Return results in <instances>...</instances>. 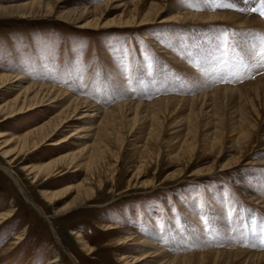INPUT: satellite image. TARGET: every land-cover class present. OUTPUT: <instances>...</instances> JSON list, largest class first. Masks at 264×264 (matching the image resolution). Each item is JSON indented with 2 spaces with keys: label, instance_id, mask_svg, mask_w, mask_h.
I'll list each match as a JSON object with an SVG mask.
<instances>
[{
  "label": "rangeland",
  "instance_id": "obj_1",
  "mask_svg": "<svg viewBox=\"0 0 264 264\" xmlns=\"http://www.w3.org/2000/svg\"><path fill=\"white\" fill-rule=\"evenodd\" d=\"M109 1L59 0L52 5L54 11L46 14V0H0V7L26 6L22 14L0 16V73H25L38 83L46 79L47 84L69 94L77 92L78 98L94 102L103 110L118 100L129 101L132 94H136L134 99L145 102H154L164 93L166 98H188L202 90L212 94L219 86L243 87L264 77V29L259 27L242 29L222 22L169 21L170 9L161 20L146 26L91 30L80 28L77 21L75 24L61 18L63 12L98 7ZM171 2L176 9L184 7L195 13L245 12L264 20V0ZM178 9L177 14L181 12ZM121 14V8L109 6L104 22L118 19ZM209 68L213 76L207 74ZM121 83L128 87L130 95L116 98V88ZM10 87L2 90L1 106L18 94L15 87ZM144 88L155 93L149 96ZM237 97L226 104L228 112L243 108ZM54 106H43L7 121L0 116V216L11 214L0 224V264H53L56 259L54 264H140L121 261V256L133 259L140 251L130 245L114 246L113 240L139 233L149 238L153 230L159 234L152 241H161L162 247L177 258L216 251L264 252V203L257 200H264V146L258 138L251 148L257 146L242 164L228 171L217 167L210 174L198 176L213 165L214 156L205 151L206 146L188 166L183 159L176 161L175 152L164 146L159 157L156 150L147 155L140 149L143 142L137 138L144 140L140 128L151 125L152 113H142L134 136H127L128 127L124 131L126 145L113 146L108 170L102 166L93 172L89 184L95 191L93 197L64 214L61 210L77 196V186L89 176L84 167L77 172L70 169L68 160L78 155V161L86 163L89 154L82 142L91 144L94 138L81 141L74 137L57 146L44 144L37 151L9 158L4 155L5 151L19 148V141L26 134L56 117L59 108ZM255 110L260 111V106L255 104ZM176 112L166 115L165 140L175 137L176 121L188 118L186 106ZM130 117L131 120L133 116ZM77 122L81 121H72L75 126ZM257 122L261 136L264 113ZM63 134L56 138L61 140L69 132ZM168 152L172 155L167 156ZM185 153L183 157L189 154ZM112 154H118V158ZM233 156L228 152L222 159ZM59 160L52 177L41 175L35 179L33 168ZM144 164L146 168L140 174L138 168ZM44 191L63 195L50 201ZM109 224L123 229L110 236L103 228ZM78 233L95 250L93 253L83 250ZM176 245L189 246L190 250L176 252ZM194 259L195 264H205L213 258ZM218 261L215 263L220 264Z\"/></svg>",
  "mask_w": 264,
  "mask_h": 264
},
{
  "label": "bare ground",
  "instance_id": "obj_2",
  "mask_svg": "<svg viewBox=\"0 0 264 264\" xmlns=\"http://www.w3.org/2000/svg\"><path fill=\"white\" fill-rule=\"evenodd\" d=\"M58 1L59 0H46V7L43 9L46 10V14L54 11L52 5ZM112 5H116L117 9L121 8L122 14L118 16V19L116 18L112 21L104 22L106 10ZM39 7H42V3ZM181 8L183 10L177 8L178 10H181V12H178L179 14H177L175 4L171 2V0H159V2L153 1L149 4L146 0H111L98 7L87 6L77 8L74 11L67 13L63 12L61 13V18H65V22H69L71 20L75 21V24L79 23L80 28L91 30L116 26H146L161 20L165 11L170 9L169 15L172 16H169L167 19L169 21L191 23L222 22L240 27L242 29L247 27H259L264 29V20L250 13L245 14L244 12L241 14L224 12L218 14H205L188 11L184 7ZM25 11L26 6L0 7V16L22 14ZM183 63L184 62H182V64ZM184 67L188 68L189 66L184 65ZM210 68L212 69V66H210ZM210 68L207 74L209 73L213 76L214 72L211 70L213 72L211 73ZM41 80L42 81H40V83L34 82V77H27L25 73H18L17 75L0 73V95L3 93L2 90L9 86L15 87L13 89L18 91V94L13 99L11 98V100H8L3 106L0 105V116L4 117V121L31 111H35L36 109L47 105L54 104V107L59 108V110L57 109L58 114L56 117L47 122L45 125L26 134L20 139L19 148H15L13 151H5L4 155L9 158L24 152L37 151L42 148L44 144H47L48 146H57L63 142H69L74 137H77V139L81 141L94 138V142L91 144L82 142L85 143L84 150H88L89 154L86 163L82 164L79 162L78 155H74L71 160H68L70 161V169L77 172L84 167L88 171L89 176L87 175L85 180L77 186V196H75L72 201L61 210L64 214H67L72 209L83 205L87 200L93 197L95 191L93 187L89 185L92 181L91 177H93V172H96L102 166H105L108 170V166H110L108 156L109 154L114 153L113 146L123 145L126 142L125 137L134 136L133 133L137 132V129L135 130L136 122L142 113H152L150 114L152 122L151 125L140 128V130H143L144 140L141 139V137L140 139L137 138L138 142H143L140 146L142 152L147 155H151L156 150L158 151L157 157H159L164 146L165 149H168L167 151L171 150L175 152L176 155L174 157L176 161L183 159L185 160V164L188 166L194 162L197 152H199L201 148L204 149L203 147L206 146L207 149L205 148V151L214 156L213 165L211 168L207 169L205 174L202 173L198 176L210 174L217 167H220L221 171H228L242 164L246 156L251 154L252 150L257 146L255 145L251 148V144L255 138H258L259 141L262 142V146H264V134L261 136L259 135L261 126L257 122L259 117L261 118V114L264 113V77L243 87L233 88L229 86H219L210 92L212 94H208V92H204L202 90L201 94L199 93L197 96H191L188 98H181L182 96L166 98L164 97V93L159 95L158 99L154 102H145L141 99H134L133 96L136 94H132L129 101L124 103L119 102L120 100H118V103L116 102L114 106H111V108L106 110H103L93 104L94 102L91 103L88 100L81 99V97L78 98L77 92L76 94H69V91L67 90H61L52 84H47L46 79ZM116 90V95L114 96L116 98H121L123 95H126V97L127 95H130L128 87L123 86L122 83L121 87L116 88ZM143 90H147V88H144ZM185 90H187V88ZM147 93L149 96H152L155 91L148 89ZM236 96H238L237 98L241 100L243 108L240 111H237L238 113L236 111L228 112L226 110V104H228V101L233 100ZM255 104L260 106V111H262L261 113H259V110H255ZM183 105L186 106L189 111L188 116H185L188 118H186V120H178V122L175 120L176 122L174 123V128L177 129L176 132H174L175 134L173 133L175 137L165 140L163 133L167 132L163 130L166 129L164 127L165 119H167L166 115H173L172 113H175L178 108L182 109ZM130 115L133 116L131 120L129 119ZM254 116H256V119H254ZM161 117L163 119L160 120ZM75 119L81 121L80 123L77 122L76 126L72 123ZM80 124H84L88 127L86 128L84 125L81 126ZM128 127H130V129H128V135L126 136L124 131H126ZM66 132H69V135L64 136L61 140L56 138ZM2 136L3 135L0 134V138ZM10 141L11 140L7 143L5 142V144L8 145ZM205 143L207 144L205 145ZM187 151L189 154L183 157L186 155L185 152ZM177 152H179L178 155ZM228 152H231L234 156L230 159H222ZM170 154L171 153L167 156ZM114 156L118 158V154ZM59 164L60 160L54 163L42 164L33 168L32 172L35 179H38L41 175H45L47 178L52 177V175L58 170L57 166ZM246 164H252V162L247 161ZM145 168V164L141 165L140 168H138L139 173L141 174ZM4 171L10 176L13 175L7 168H4ZM111 171L112 173L114 172V170ZM43 195L50 201H53L61 197L63 194L59 192L50 193L48 191H44ZM257 200L264 203L262 197L257 198ZM10 215L11 214L9 213L8 215L0 216V224ZM103 228L110 236H115L114 234H110L111 232L117 233L119 230L123 229L116 224H109L103 226ZM149 233H151V239L150 237L148 238L140 233L137 236L127 235L121 239L114 238V246H119V248H121L120 246L130 245L133 248L135 247L137 251H140V253L137 252V256L133 259H130L125 255L121 256V261H128V263L134 261L135 263L140 264H195L194 258L207 256L213 258L206 261L208 264H212L213 262L216 264L215 262L219 260L218 257H223L224 259H221V262L218 261L220 264H264V252H252L247 250H240L238 252L216 251L210 253L208 252L205 255L192 254L193 256L177 258L170 255L165 247H162L163 243L161 241L159 244H155L152 241V239L157 240L156 237L159 234L157 230H153ZM168 235H170V233L162 236L165 237ZM78 238L83 250L88 252V254L95 251L88 245L84 236L80 233H78ZM185 246L186 245L180 248L176 245L174 251L183 252L184 250H190L188 249L189 246ZM56 261H58V259L51 263L54 264Z\"/></svg>",
  "mask_w": 264,
  "mask_h": 264
}]
</instances>
